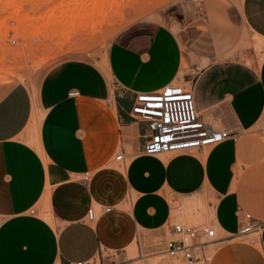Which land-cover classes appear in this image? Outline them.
Returning a JSON list of instances; mask_svg holds the SVG:
<instances>
[{
    "label": "crops",
    "instance_id": "1",
    "mask_svg": "<svg viewBox=\"0 0 264 264\" xmlns=\"http://www.w3.org/2000/svg\"><path fill=\"white\" fill-rule=\"evenodd\" d=\"M239 15L264 51V0H242ZM143 31L120 34L103 68L63 61L33 94L0 85V264L86 263L105 250L168 264L157 254L182 218L172 219L170 198L206 208L216 234L206 264H264V225L239 235L236 215L264 216V55L249 61L228 25L189 44L166 27ZM170 84H191L200 119L238 140L143 155L149 132L131 115L135 96Z\"/></svg>",
    "mask_w": 264,
    "mask_h": 264
},
{
    "label": "rangeland",
    "instance_id": "2",
    "mask_svg": "<svg viewBox=\"0 0 264 264\" xmlns=\"http://www.w3.org/2000/svg\"><path fill=\"white\" fill-rule=\"evenodd\" d=\"M241 2L0 0V85L24 84L33 94L46 72L63 61L86 60L103 68L110 47L120 34L134 31L142 35L145 27H166L189 44L208 26L228 25L238 33L239 45L249 61L258 62L264 51L256 49L257 39L241 26ZM258 146L259 141H256L254 157H257ZM162 157H170V154ZM118 165L122 168V164ZM258 169L262 171L259 164ZM175 205H180L182 210L175 211ZM180 214L185 224H209L203 217L208 214L206 208L199 205L172 204V219ZM134 257L135 252L128 254V258ZM158 262L156 259L153 264Z\"/></svg>",
    "mask_w": 264,
    "mask_h": 264
},
{
    "label": "built area",
    "instance_id": "3",
    "mask_svg": "<svg viewBox=\"0 0 264 264\" xmlns=\"http://www.w3.org/2000/svg\"><path fill=\"white\" fill-rule=\"evenodd\" d=\"M131 115L135 121H142L147 126L149 134L142 150L145 156L191 153L230 139L236 142L239 138L227 130L211 129L200 119L191 84H170L155 94H137ZM114 162L122 164V154L118 153ZM170 203L172 206L176 202L170 199ZM174 210L180 212L182 207L175 205ZM236 215L241 224L239 235L256 233L264 225V216L254 222L249 213L238 211ZM171 226L173 237L157 255L164 256L172 264H206L210 255L206 248L215 242V230L210 225L193 226L181 220L173 221ZM73 264L133 263L121 261L118 252L105 250L89 262Z\"/></svg>",
    "mask_w": 264,
    "mask_h": 264
},
{
    "label": "bare ground",
    "instance_id": "4",
    "mask_svg": "<svg viewBox=\"0 0 264 264\" xmlns=\"http://www.w3.org/2000/svg\"><path fill=\"white\" fill-rule=\"evenodd\" d=\"M9 5V4H8ZM34 26V25H33ZM93 27V26H92ZM54 28H56V27H54ZM56 30V29H55ZM39 33V32H38ZM51 50V49H50ZM15 56V55H14ZM47 59V58H46Z\"/></svg>",
    "mask_w": 264,
    "mask_h": 264
}]
</instances>
